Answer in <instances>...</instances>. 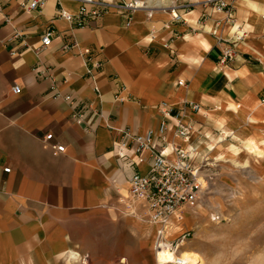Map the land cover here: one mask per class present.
<instances>
[{
  "label": "crops",
  "instance_id": "1",
  "mask_svg": "<svg viewBox=\"0 0 264 264\" xmlns=\"http://www.w3.org/2000/svg\"><path fill=\"white\" fill-rule=\"evenodd\" d=\"M28 1L0 9V264H156V228L128 184L150 166L123 167L114 145L126 129L156 132L162 103L201 104L200 114L185 112L194 130L181 146L195 147L214 176L210 194L227 158L223 143L240 147L254 137L246 130L264 129V0H227L234 24L197 5L186 23L137 11L127 24L111 9L85 27L56 15L60 6L76 15L77 0H48L33 12L22 6ZM225 49L235 54L222 63ZM50 76L73 102L51 97ZM75 113L85 115L82 124ZM49 134L64 153L43 145Z\"/></svg>",
  "mask_w": 264,
  "mask_h": 264
},
{
  "label": "built area",
  "instance_id": "2",
  "mask_svg": "<svg viewBox=\"0 0 264 264\" xmlns=\"http://www.w3.org/2000/svg\"><path fill=\"white\" fill-rule=\"evenodd\" d=\"M6 0H0V9ZM58 4L61 0H56ZM79 11L76 15L65 11L61 6L57 10V17L78 27H85L87 22L102 18L115 9L116 13L126 17L127 24L133 20V14L137 11L146 12L147 18L152 19L154 13H169L173 22H187L188 16L197 5L211 7L217 12L224 13L226 21H235L234 7L227 0H77ZM48 0H29L22 6L28 12L43 9ZM8 22V21H7ZM239 29V28H238ZM216 34V33H215ZM54 32L46 31L42 37L44 47L50 46ZM238 40L244 38L243 34L236 33ZM21 35L13 33V38ZM223 41L221 36H218ZM153 39V36H151ZM2 43V40H0ZM26 46V45H23ZM71 47L66 45L65 50ZM235 51L225 49L222 51L221 62L232 59ZM101 68V64H97ZM51 79V97L54 99L63 97L67 102H73L72 96H63L57 87L53 76ZM179 86H186L185 81H179ZM98 90V89H97ZM14 94H20L21 89L14 86ZM120 98L117 97V100ZM124 101L123 98L120 99ZM162 116L159 129L148 131L139 135L130 129L121 132L120 139L114 145V153L123 167H135L149 164L150 169L146 174L135 172L128 180L130 198L140 204L148 218V222L156 228V240L154 252L156 264H191L183 257L185 246L193 240L194 232L184 227L187 214L195 210L204 197L209 193L214 176L205 169V163L198 164L195 147L183 148L181 143H189L194 130L193 122L185 121L184 115L187 109L194 113L202 112V105L192 102H184L182 107L176 110L162 103L158 107ZM78 124H82L85 115L75 113L73 115ZM172 133V139L169 134ZM53 135L49 134L41 139L43 145L51 148L54 154L65 152L63 145H51ZM6 173L10 169H5ZM161 255H171L168 261H161ZM88 256L83 259L86 261Z\"/></svg>",
  "mask_w": 264,
  "mask_h": 264
},
{
  "label": "rangeland",
  "instance_id": "3",
  "mask_svg": "<svg viewBox=\"0 0 264 264\" xmlns=\"http://www.w3.org/2000/svg\"><path fill=\"white\" fill-rule=\"evenodd\" d=\"M257 109L264 110V103ZM249 122L257 121L250 119ZM246 131L254 137L244 139L240 147L232 144L228 148L230 142L226 141L223 148L228 151L227 155L247 156L250 167L238 168L234 161L224 158L221 167L215 169L213 190L184 225L195 236L185 250L198 251L207 264L264 262V239L257 240L259 235L264 238V142L256 141L257 135H264V129ZM216 151L215 158L219 159L223 150L219 147Z\"/></svg>",
  "mask_w": 264,
  "mask_h": 264
},
{
  "label": "bare ground",
  "instance_id": "4",
  "mask_svg": "<svg viewBox=\"0 0 264 264\" xmlns=\"http://www.w3.org/2000/svg\"><path fill=\"white\" fill-rule=\"evenodd\" d=\"M256 141L258 143H263L264 142V135H257ZM227 145H228V148L232 146V144H230V143H227ZM227 157L231 161H234V163H235L234 165L238 168L244 167V168L248 169L250 167V163L247 159V156L242 155L241 153L229 154V155H227ZM234 205H235V203H234ZM259 238H260V240L264 239V238L260 237V235H259V237H257V240H259ZM183 257L187 261H189L191 264H207V260L204 259L202 254L196 250H185L183 252ZM170 259H171V255H161L160 256L161 261H168ZM258 264H264V262L263 263L260 262Z\"/></svg>",
  "mask_w": 264,
  "mask_h": 264
}]
</instances>
